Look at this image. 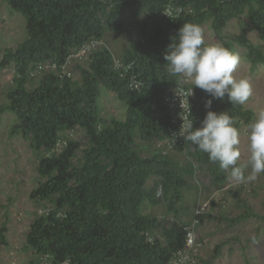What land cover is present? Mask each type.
<instances>
[{
  "label": "trees",
  "instance_id": "16d2710c",
  "mask_svg": "<svg viewBox=\"0 0 264 264\" xmlns=\"http://www.w3.org/2000/svg\"><path fill=\"white\" fill-rule=\"evenodd\" d=\"M5 1L25 17L27 38L7 48L0 60V71L15 69L14 87L0 104V113H14L11 134L22 136L41 154L30 197L44 210L27 233L26 248L33 253L28 264H170L186 243L188 223L179 218L178 205L184 189L188 194L192 190L168 154L146 157L137 144V139L165 143L169 137L171 113L164 95L180 76L168 71L165 51L184 23L203 26L211 21L221 37L228 23L243 13L264 41V0ZM168 5L182 13L160 17ZM144 15L139 41L122 58L132 64L138 87H130L129 75L115 69L113 52L101 46L85 61L87 67L76 63L80 82L66 75L63 65L71 53L91 39L103 40L107 33L120 31L128 17ZM234 41L249 48L254 68L264 63L262 49L244 31ZM40 62H57L58 67L45 69L31 88L35 78L30 72ZM102 87L126 104L125 119L102 117ZM193 87L198 96L191 115L195 129L209 110L205 102L210 96ZM210 110L235 117L239 133L254 120L251 108L232 105L227 96L213 100ZM60 141L66 145L58 149ZM177 149L189 150L202 163L218 164L191 142ZM154 176L159 177L155 187L146 188ZM146 201H165L173 218L147 214ZM204 217L199 216L200 223ZM6 230L0 228V245L7 243Z\"/></svg>",
  "mask_w": 264,
  "mask_h": 264
},
{
  "label": "rangeland",
  "instance_id": "374dc122",
  "mask_svg": "<svg viewBox=\"0 0 264 264\" xmlns=\"http://www.w3.org/2000/svg\"><path fill=\"white\" fill-rule=\"evenodd\" d=\"M145 18L146 15L128 17L123 29L105 35L101 47L109 48L114 59L122 60L131 44L139 41ZM203 28L207 43L218 42L226 46L227 42L230 49L240 56L234 75L237 79L246 77L250 81L253 95L245 105L256 115L259 111L256 96L259 98L263 95L262 90L264 92V63L254 68L248 59L249 48L235 42L234 38L244 31L250 42L264 53V41L258 31L245 13L232 19L221 31V37L213 30L211 21H206ZM26 38L25 17L12 10L5 0H0V60L7 48L17 47ZM75 65L72 67L73 79L80 82L81 71ZM87 66L88 63L83 62L82 67ZM14 75L13 66L0 71V104L7 101V94L14 87ZM40 78L31 79L29 86L35 87ZM99 102L103 118L125 119L126 104L115 92L102 87ZM15 122L14 113H0V228L7 229V243L0 245V264L30 262L33 253L26 248L27 233L33 220L43 211L30 197L39 177L37 167L41 154L22 136L11 134ZM248 133L249 126L242 125L238 165L246 163L249 155ZM75 135L83 136V133L76 131ZM137 144L143 156L153 157L163 152L181 168L182 176L192 190L188 194L187 188L184 189L183 202L178 205L181 211L179 218L183 222L189 224L198 206L207 204L204 220L197 228V241L201 246L194 264H264V174L255 181L237 183L231 178L230 170L221 169L219 163H202L187 149L169 150L161 140L137 139ZM249 173L250 169L246 170L245 174ZM223 175L225 180H221ZM158 180L157 176L150 178L146 188L155 187ZM244 184L247 185L244 187ZM158 193L161 194L160 188ZM144 211L161 219L173 218L165 201L158 205L146 201Z\"/></svg>",
  "mask_w": 264,
  "mask_h": 264
},
{
  "label": "clouds",
  "instance_id": "9594fccd",
  "mask_svg": "<svg viewBox=\"0 0 264 264\" xmlns=\"http://www.w3.org/2000/svg\"><path fill=\"white\" fill-rule=\"evenodd\" d=\"M164 59L168 71L180 76L203 91L206 112L199 128L193 127V119L183 121L179 135L186 142L207 153L209 161L219 163L221 169L230 170L231 178L237 183L255 181L264 174V108H261L249 124L248 158L239 164L240 133L235 117L227 111L210 110L215 99L227 96L232 105H244L253 95V88L246 77L237 79L234 73L240 56L222 43H207L203 26L184 23L171 37ZM191 115V114H190ZM250 169L249 174H245Z\"/></svg>",
  "mask_w": 264,
  "mask_h": 264
},
{
  "label": "built area",
  "instance_id": "2783aa9c",
  "mask_svg": "<svg viewBox=\"0 0 264 264\" xmlns=\"http://www.w3.org/2000/svg\"><path fill=\"white\" fill-rule=\"evenodd\" d=\"M181 13V8L168 5L163 11V13L160 15V17L168 18L170 16H176ZM101 42L102 40L91 39L85 44H83L76 52L71 53L68 56L65 64L63 65V70L66 75L68 77L73 76L72 67H74L76 61L85 62L89 60L92 52L101 46ZM114 65L115 69L121 70L123 71V74L129 75L130 87L136 88L139 86L140 82L138 80V75L133 72L131 63H124L121 59H114ZM56 67H58L57 62H40L30 72V76L36 78L41 75L45 71V69ZM197 101L198 96L196 94L195 88L193 87V84L191 83V81H188L182 77H179L175 85L167 88L164 95V102L171 113L170 126L168 129L169 137L165 141L167 149L174 150L178 147L186 146L187 142L184 140L183 137L179 135V132L182 127L183 121L192 119L191 115ZM64 145H66V142L60 141L57 144L58 149H61ZM246 185L247 184H244V187ZM206 207L207 204H203L199 205L196 209L193 220L185 228L186 243L183 248L177 250L174 253L170 264H194L196 252L201 246V244L197 241V228L200 225L199 216L205 213ZM61 264H68V261H65Z\"/></svg>",
  "mask_w": 264,
  "mask_h": 264
},
{
  "label": "crops",
  "instance_id": "0c3cea01",
  "mask_svg": "<svg viewBox=\"0 0 264 264\" xmlns=\"http://www.w3.org/2000/svg\"><path fill=\"white\" fill-rule=\"evenodd\" d=\"M262 93H263V95L261 96V97H259L258 98V96H256L257 97V99H259V102H258V104H257V108L260 110L261 108H263V106H264V92H263V90H262ZM250 101V100H249ZM245 105V104H244ZM246 106V105H245ZM247 107V106H246ZM247 108H249V107H247ZM254 115H255V113H254ZM254 118H255V116H254Z\"/></svg>",
  "mask_w": 264,
  "mask_h": 264
}]
</instances>
